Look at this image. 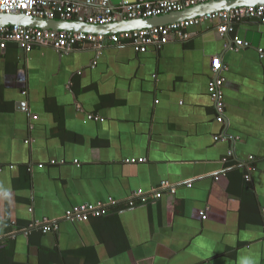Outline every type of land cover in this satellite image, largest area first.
I'll return each instance as SVG.
<instances>
[{
	"label": "crops",
	"instance_id": "crops-1",
	"mask_svg": "<svg viewBox=\"0 0 264 264\" xmlns=\"http://www.w3.org/2000/svg\"><path fill=\"white\" fill-rule=\"evenodd\" d=\"M189 33L144 54L0 47V264H264V24ZM235 36L250 46L235 51ZM216 57L223 124L209 94ZM164 181L175 193L128 206ZM108 198L103 217L65 219ZM45 220L59 231L23 233Z\"/></svg>",
	"mask_w": 264,
	"mask_h": 264
},
{
	"label": "built area",
	"instance_id": "built-area-1",
	"mask_svg": "<svg viewBox=\"0 0 264 264\" xmlns=\"http://www.w3.org/2000/svg\"><path fill=\"white\" fill-rule=\"evenodd\" d=\"M223 0H140L130 2L123 0L118 5H112L110 0H0V15L22 14L30 18H38L49 21L74 22L92 26H106L120 22L121 20L136 21L168 16L182 13L191 8L205 5L210 2ZM249 19H257L264 24V4L241 6L230 10L210 12L201 16L152 26L149 28L125 30L111 34H94L66 29H41L37 27L23 26L19 24L0 27V47L2 49L10 43L23 48L26 52L36 47H51L62 53H72L83 50L86 46H92L99 52L108 46H128L138 53H147L150 48L161 49L175 41H186L191 35L189 29L217 22V30L222 38L234 33L236 25ZM234 50L240 51L250 44L239 37H234ZM260 58L264 59V49L259 50ZM97 62H94V65ZM223 67L219 57L212 63V79L209 83V94L217 112L216 121L223 124L225 120L226 104L224 99L225 77L222 76ZM38 119V117H34ZM89 120L104 121L97 115H89ZM216 141H226L227 136H217ZM233 151H229L224 163L229 164L233 157ZM145 158L126 160L128 164L144 163ZM54 164V162H53ZM43 168V165L39 166ZM31 171V168L29 169ZM250 181V176H245ZM192 186L191 183L188 184ZM168 190L175 193L173 185L167 181L147 193L143 190L135 192L128 200L129 207L146 205L161 199L163 192ZM113 198L96 204L77 205L65 213V219L71 222H87L91 218H99L110 212V206L114 204ZM264 219V208L262 209ZM202 219L206 214L201 213ZM43 234L59 231L57 222L45 220L34 222L29 228L23 230L25 235L32 231Z\"/></svg>",
	"mask_w": 264,
	"mask_h": 264
},
{
	"label": "water",
	"instance_id": "water-1",
	"mask_svg": "<svg viewBox=\"0 0 264 264\" xmlns=\"http://www.w3.org/2000/svg\"><path fill=\"white\" fill-rule=\"evenodd\" d=\"M264 4V0H223L210 2L202 6L191 8L182 13H175L168 16L156 17L151 19H141L136 21L121 20L118 23L106 25V26H92L84 25L74 22L65 21H49L38 18H30L22 14H4L0 15V27L6 25L19 24L29 27H37L41 29H66L81 31L94 34H111L122 32L125 30L149 28L161 24H169L197 16H201L206 13L216 12L221 10H230L241 6H251Z\"/></svg>",
	"mask_w": 264,
	"mask_h": 264
}]
</instances>
